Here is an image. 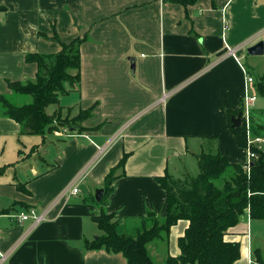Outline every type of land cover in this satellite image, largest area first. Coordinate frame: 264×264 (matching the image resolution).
I'll use <instances>...</instances> for the list:
<instances>
[{
	"label": "crops",
	"instance_id": "0c3cea01",
	"mask_svg": "<svg viewBox=\"0 0 264 264\" xmlns=\"http://www.w3.org/2000/svg\"><path fill=\"white\" fill-rule=\"evenodd\" d=\"M0 7V96L29 104L9 88L34 81L37 67L26 56L55 54L58 41L81 39L79 84L46 112L70 119L91 111L75 130L21 135L0 104L3 264H127L121 254L84 248L101 235L95 216L115 215L117 231L133 236L149 214L166 216L157 178L193 176L188 171L200 154L246 164L247 147L237 146L231 118L240 115L244 127V99L255 96L246 144L257 136L252 126L264 124L253 109L262 97L255 83L264 82V0H0ZM259 42L263 54L250 56ZM123 157V175L101 206L95 190L104 194L105 177ZM82 174L80 192L64 196ZM29 210H46V219L34 228L13 219ZM187 228L180 220L161 245L149 243L153 261L178 257ZM224 239L239 244L234 264L264 263V221L247 214Z\"/></svg>",
	"mask_w": 264,
	"mask_h": 264
},
{
	"label": "trees",
	"instance_id": "16d2710c",
	"mask_svg": "<svg viewBox=\"0 0 264 264\" xmlns=\"http://www.w3.org/2000/svg\"><path fill=\"white\" fill-rule=\"evenodd\" d=\"M172 1L189 5L196 0ZM81 43V39L69 43L58 41V53L26 56V61L37 67L34 81L9 83V88L16 94L30 97L31 101L15 106L0 96L4 115L21 125V135L42 136L62 126L72 131L91 115L90 110H82L73 118L62 119L60 110L52 115L46 112L48 106L57 104L59 98L68 93L67 88L79 84ZM255 88L258 95L264 97L262 79L255 83ZM231 130L237 146L246 149L244 127H231ZM254 133L264 137V126L255 127ZM250 150L257 158L251 161L248 170L245 165L230 164L219 154H200L196 176L186 174L174 178L166 174L157 178L166 192L164 219L149 214L136 236H129L117 231L115 215L101 212L94 217L101 235L86 240L84 248L121 254L127 264H155L147 245L160 238L166 239L170 228L185 220L188 228L178 241L180 255L167 257L164 264H234L240 257V248L238 243L224 239L226 232L247 214L252 220L264 221V148L257 150L250 146ZM125 158L105 177L101 206L107 204L113 182L123 175ZM257 263L264 264L259 258Z\"/></svg>",
	"mask_w": 264,
	"mask_h": 264
},
{
	"label": "built area",
	"instance_id": "2783aa9c",
	"mask_svg": "<svg viewBox=\"0 0 264 264\" xmlns=\"http://www.w3.org/2000/svg\"><path fill=\"white\" fill-rule=\"evenodd\" d=\"M228 54L232 55L234 57V50L233 49H227ZM247 81L249 83H251L253 80L252 78L247 79ZM166 97V96H165ZM164 97V98H165ZM163 98V100H164ZM256 97L255 96H246L244 99V103L242 105L243 108V117L246 120L247 123V119H248V114H249V109L251 108L253 102L255 101ZM68 129L63 130V132H66ZM263 140L262 139H248L247 141V162L245 164V169L248 170V166L251 163L252 160H255L257 158L256 154L250 150V146H255V148L257 150L262 149V144ZM102 151V149L100 150V152ZM83 174L80 175L79 177H77L72 184L70 185V187L64 192V196H69V195H76L78 194L80 191L79 187L77 186V184L83 179ZM46 214L47 211H41V212H36L34 210H29L26 213H20L18 216L13 217V219L17 222V223H23L25 221L30 220L32 222V228L38 226L39 224H41L42 222H44V220L46 219ZM7 258V254L1 252L0 250V264H3L5 262Z\"/></svg>",
	"mask_w": 264,
	"mask_h": 264
},
{
	"label": "rangeland",
	"instance_id": "374dc122",
	"mask_svg": "<svg viewBox=\"0 0 264 264\" xmlns=\"http://www.w3.org/2000/svg\"><path fill=\"white\" fill-rule=\"evenodd\" d=\"M15 95V94H14ZM11 102H13V103H17V102H19V101H17L16 100V98H11ZM254 109V112L255 113H257V114H262V116H263V118H264V98L263 97H259L258 98V102L255 104V108H253ZM262 112V113H261ZM263 120V119H262ZM261 120V121H262ZM258 124H260V125H257V126H264V124H261V123H258ZM246 123L244 124V127H245V129L244 130H246ZM257 126H255V127H257ZM252 129H254L253 128V126H252ZM58 130L61 132V128H58ZM250 131H251V128H250ZM245 135H246V133H245ZM256 138H258V139H262L263 140V143L261 144L262 145V148H264V137L263 136H256L255 137V139ZM251 139H254V138H252L251 137ZM188 172H190V174L191 175H193V176H196L195 174H197L198 173V169H197V165H194V167L192 168V169H190V171H188ZM86 175H88V173L86 174ZM138 232V231H137ZM137 232H135L134 234H133V236H136V233ZM153 243L155 244V245H161L162 244V240H155V241H153ZM152 252H153V255L155 254L154 253V249L152 248ZM155 264H164L163 262H159L158 260H156L155 259Z\"/></svg>",
	"mask_w": 264,
	"mask_h": 264
},
{
	"label": "water",
	"instance_id": "95a60500",
	"mask_svg": "<svg viewBox=\"0 0 264 264\" xmlns=\"http://www.w3.org/2000/svg\"><path fill=\"white\" fill-rule=\"evenodd\" d=\"M248 54L250 56H260L263 54V43L262 42H259L257 43L256 45L250 47L248 50H247ZM131 63V71H133L134 69V66H133V63L132 61H130ZM231 123H232V126L237 128L240 126L241 124V118H240V115H237L236 118H231ZM102 196H103V190L102 189H97L95 190V193H94V200L96 201V203H100L101 202V199H102Z\"/></svg>",
	"mask_w": 264,
	"mask_h": 264
}]
</instances>
